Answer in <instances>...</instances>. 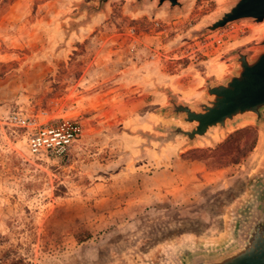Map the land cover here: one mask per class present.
I'll return each mask as SVG.
<instances>
[{
  "label": "rangeland",
  "instance_id": "1",
  "mask_svg": "<svg viewBox=\"0 0 264 264\" xmlns=\"http://www.w3.org/2000/svg\"><path fill=\"white\" fill-rule=\"evenodd\" d=\"M181 2L108 0L89 14L98 0H0V259L178 264L234 240L264 187V121L192 145L156 138L183 126L167 110L173 95L194 104L236 72V51L263 49L264 21L223 35L204 28L232 0ZM42 111L81 127L63 159L32 155L10 119ZM84 230L92 238L78 243Z\"/></svg>",
  "mask_w": 264,
  "mask_h": 264
},
{
  "label": "water",
  "instance_id": "2",
  "mask_svg": "<svg viewBox=\"0 0 264 264\" xmlns=\"http://www.w3.org/2000/svg\"><path fill=\"white\" fill-rule=\"evenodd\" d=\"M234 3L214 22L204 28L216 31L229 23L242 19H252L254 23L264 21V0H232ZM108 0H98L85 5L89 14L101 11ZM143 0H136L140 6ZM169 3V10L183 8L181 0H158V6ZM263 49L255 57L244 50L234 53L236 72L225 81L208 84L203 95L194 104L180 101L173 95L171 106L167 108L171 115L181 119V124L169 128L167 135L156 138L163 142L184 137L189 144L208 136L215 128L227 129L242 118H255L257 123L264 121V36L257 43ZM178 264H264V187L256 200L244 209L235 224L234 240L218 250H199L192 252Z\"/></svg>",
  "mask_w": 264,
  "mask_h": 264
},
{
  "label": "built area",
  "instance_id": "3",
  "mask_svg": "<svg viewBox=\"0 0 264 264\" xmlns=\"http://www.w3.org/2000/svg\"><path fill=\"white\" fill-rule=\"evenodd\" d=\"M229 25L223 28V35L227 32L233 33L236 29ZM47 116L46 111L31 117L14 113L10 119L15 126L24 131L27 148L32 155L63 159L80 135L81 127L73 121L63 120L56 123L51 120L42 121V117Z\"/></svg>",
  "mask_w": 264,
  "mask_h": 264
},
{
  "label": "trees",
  "instance_id": "4",
  "mask_svg": "<svg viewBox=\"0 0 264 264\" xmlns=\"http://www.w3.org/2000/svg\"><path fill=\"white\" fill-rule=\"evenodd\" d=\"M250 137L251 136H248L247 139H246V142H245L246 146L248 147L247 151L253 149L255 147V144H256V139L251 141ZM240 147H241L240 145H238L237 147L236 146H231L230 152H235L236 151L237 154H241L242 150H241ZM192 153L196 154L197 151H194ZM74 237L76 238L78 243H83V242H85V241H87V240L92 238V233L90 231H88V230H84L83 233L75 232L74 233ZM0 264H26V260L24 258H22L21 256H15L13 258L5 257V258H1L0 259Z\"/></svg>",
  "mask_w": 264,
  "mask_h": 264
},
{
  "label": "bare ground",
  "instance_id": "5",
  "mask_svg": "<svg viewBox=\"0 0 264 264\" xmlns=\"http://www.w3.org/2000/svg\"><path fill=\"white\" fill-rule=\"evenodd\" d=\"M183 127H184V128H189V127H188V126H186V125H184Z\"/></svg>",
  "mask_w": 264,
  "mask_h": 264
}]
</instances>
